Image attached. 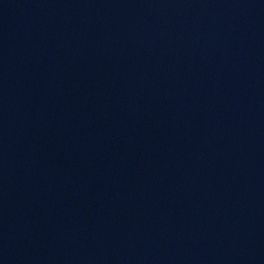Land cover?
Returning <instances> with one entry per match:
<instances>
[{
    "label": "water",
    "instance_id": "1",
    "mask_svg": "<svg viewBox=\"0 0 264 264\" xmlns=\"http://www.w3.org/2000/svg\"><path fill=\"white\" fill-rule=\"evenodd\" d=\"M0 264H264V0H0Z\"/></svg>",
    "mask_w": 264,
    "mask_h": 264
}]
</instances>
